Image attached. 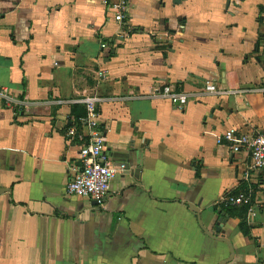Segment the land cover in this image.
<instances>
[{
	"label": "crops",
	"instance_id": "obj_1",
	"mask_svg": "<svg viewBox=\"0 0 264 264\" xmlns=\"http://www.w3.org/2000/svg\"><path fill=\"white\" fill-rule=\"evenodd\" d=\"M120 1L0 0V88L37 103L16 112L0 97V264H264V169L225 139L264 135V0H125L117 22ZM207 81L245 92L183 110L100 105L109 155L128 170L102 208L66 194L79 163L67 132L87 113L70 101ZM240 193L251 205L223 210Z\"/></svg>",
	"mask_w": 264,
	"mask_h": 264
},
{
	"label": "built area",
	"instance_id": "obj_2",
	"mask_svg": "<svg viewBox=\"0 0 264 264\" xmlns=\"http://www.w3.org/2000/svg\"><path fill=\"white\" fill-rule=\"evenodd\" d=\"M127 2H112L110 9L115 13L117 22H123L127 11ZM102 49H107L106 43H101ZM97 79L107 78V72L97 71ZM258 91L264 92L263 87ZM245 91L228 90L217 87L211 81H207L203 91L197 93H182L173 89L170 85L156 87L149 95H136L127 98H103L97 95H86L81 99L70 101L71 103H81L85 105L87 113L79 122L69 127L67 138L70 143L79 147V163L76 166V173L66 188V194L70 197H82L92 200L98 208L105 205L106 197L111 190L112 182L124 172L125 166H116L107 149L105 131L101 128L99 106L105 102L119 101L131 98H161L170 101L178 109L183 110L192 99L197 100L205 95H237ZM0 97L5 99L8 105L13 106L16 112L26 107L34 106L37 103L16 100L7 94L5 88H0ZM60 103V102H59ZM225 139L231 143V148L235 153L245 151L251 156V170L264 169V135L263 134H241L235 135L233 131H227ZM251 197L246 193L237 195H227L223 198V208L250 206Z\"/></svg>",
	"mask_w": 264,
	"mask_h": 264
},
{
	"label": "water",
	"instance_id": "obj_3",
	"mask_svg": "<svg viewBox=\"0 0 264 264\" xmlns=\"http://www.w3.org/2000/svg\"><path fill=\"white\" fill-rule=\"evenodd\" d=\"M125 170H128V168L125 167ZM136 177H137V176H136ZM94 205L96 206V203H95V202H94ZM211 236H212V238H216V239H218V240H220V241H222V242H224V243H227V244L229 245L230 249H231V245H230V243H228V241H227L224 237H216V235H215L214 233H211ZM231 253H232V255H233V251H232V249H231ZM222 264H224V263H222Z\"/></svg>",
	"mask_w": 264,
	"mask_h": 264
},
{
	"label": "trees",
	"instance_id": "obj_4",
	"mask_svg": "<svg viewBox=\"0 0 264 264\" xmlns=\"http://www.w3.org/2000/svg\"><path fill=\"white\" fill-rule=\"evenodd\" d=\"M263 10H264V8H263ZM233 207H231V208H223V210H229V209H232Z\"/></svg>",
	"mask_w": 264,
	"mask_h": 264
}]
</instances>
